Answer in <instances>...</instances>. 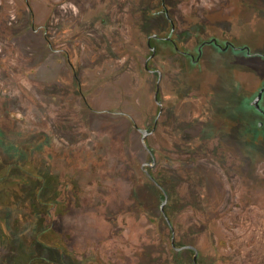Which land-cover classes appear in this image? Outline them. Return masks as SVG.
Returning <instances> with one entry per match:
<instances>
[{"label": "rangeland", "instance_id": "rangeland-1", "mask_svg": "<svg viewBox=\"0 0 264 264\" xmlns=\"http://www.w3.org/2000/svg\"><path fill=\"white\" fill-rule=\"evenodd\" d=\"M169 18L264 53V0H0V264H264V56L153 38L159 117Z\"/></svg>", "mask_w": 264, "mask_h": 264}, {"label": "trees", "instance_id": "trees-1", "mask_svg": "<svg viewBox=\"0 0 264 264\" xmlns=\"http://www.w3.org/2000/svg\"><path fill=\"white\" fill-rule=\"evenodd\" d=\"M20 165L17 163V161H4V160H0V183L1 184H7V185H13L14 181L16 178H22L23 180H28L30 181V179H28L29 175L26 170H24L22 167H19ZM30 171V170H28ZM34 175V174H32ZM36 181L38 183V187H36L35 185V193L36 196L38 198H40L41 200L43 198L46 197V189L48 188V185L50 182H52L53 176L52 174L48 173V172H42L39 175H35ZM19 183V182H18ZM1 187H4V185H0ZM13 187V186H11ZM45 200V199H44ZM57 204H59L58 201H50L48 202V208L49 209H56L57 210ZM39 214H41V210H38ZM48 214V213H47ZM48 216H52V218H55L54 215L48 214ZM50 220V219H49ZM47 248L50 249V251L56 253V252H60L59 249H57V247H53V246H47ZM50 254V259H52V261L50 259H48L47 257H44L43 259L46 261V263L48 264H70L68 260H63L62 257V253L60 254V257H54V253Z\"/></svg>", "mask_w": 264, "mask_h": 264}, {"label": "flooded vegetation", "instance_id": "flooded-vegetation-1", "mask_svg": "<svg viewBox=\"0 0 264 264\" xmlns=\"http://www.w3.org/2000/svg\"><path fill=\"white\" fill-rule=\"evenodd\" d=\"M169 21L171 23V31H170V33L167 36H160V35L152 34L148 38V44H149V46L152 49V54L147 59V62H148V70L151 71V72L158 73V76L159 77H158L157 86H158V83H159V89H160L161 82L163 81V74H162V72L160 70L153 69V68L150 67L151 59L156 55V49L152 45V39L153 38H156V39H159V40H163V41H165L166 43H169V44L172 43L174 45V47H175L176 50H180L181 52H183L186 55H188L189 57H191V59H192L193 62H198L200 60L201 53H202V47L204 45H207V44H212L218 50H221V51L226 50V49L231 48V47L232 48H237V49H244L246 51H248V48H249V51H250V52H248L249 54H251V55L260 54V55H263L264 56V53L263 52H260V51H251L250 47H248L246 45H237L236 43H233L231 41H224V43H223V41L220 40L218 37H212L210 40L202 41L199 44V46L197 48L199 55L197 57H195L194 54H192V53H190V52H188L186 50H182V49L179 48V46L177 45L176 41L173 39V36H172L173 31H174V28H175L174 22L170 18H169ZM159 102L161 103V106L159 105V107H160V109H162L161 112H160V114H159V117H160L162 115V113L164 112V110H165V106H164V104H163L162 101L159 100Z\"/></svg>", "mask_w": 264, "mask_h": 264}, {"label": "water", "instance_id": "water-1", "mask_svg": "<svg viewBox=\"0 0 264 264\" xmlns=\"http://www.w3.org/2000/svg\"><path fill=\"white\" fill-rule=\"evenodd\" d=\"M166 14H167V16L169 17V14H168V10H167V8H166ZM248 52H250V51H249V48H248ZM152 56H153V55H152ZM146 66H148V62H146ZM158 93H159V83H158V86H157V91H156V94H155V98H156V101H157V102L159 103V105L161 106V103L159 102V99H158ZM161 110H162V109H160V112H161ZM142 132H143V138H142L143 145H144L147 149L150 150V148H149V144H148V140H147L148 135L150 134V131H148L147 129H142ZM145 165L153 166L154 163L146 162V163L144 164V166H145ZM146 173H147V175H148L152 180L155 181V179H154V177L152 176V174L150 173V171L147 170ZM167 202H168V195L165 193V195H164V201L161 203V210H162V212H163L165 218L167 219L168 223H170V219H169V217H168V215H167V213H166V208H165ZM172 245H173V247L176 248V249H180V248H192V249L195 251V255H194V263H195V264H199V263H198V254H199V251H198V249H197L195 246H192V245H185V246H182V247H178V246H176L175 238H174V237L172 238Z\"/></svg>", "mask_w": 264, "mask_h": 264}]
</instances>
